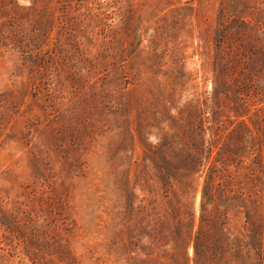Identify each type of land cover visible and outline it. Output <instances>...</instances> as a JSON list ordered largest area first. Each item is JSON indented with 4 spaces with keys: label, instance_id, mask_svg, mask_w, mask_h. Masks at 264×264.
Listing matches in <instances>:
<instances>
[{
    "label": "rangeland",
    "instance_id": "1",
    "mask_svg": "<svg viewBox=\"0 0 264 264\" xmlns=\"http://www.w3.org/2000/svg\"><path fill=\"white\" fill-rule=\"evenodd\" d=\"M241 81L262 94L243 92L236 112L214 87ZM206 102L226 133L257 123L264 0H0V264H140L129 205L147 198L170 222L162 185L136 187L139 166ZM198 176L187 200L197 222ZM231 218L239 254L226 246L223 264H264Z\"/></svg>",
    "mask_w": 264,
    "mask_h": 264
},
{
    "label": "trees",
    "instance_id": "2",
    "mask_svg": "<svg viewBox=\"0 0 264 264\" xmlns=\"http://www.w3.org/2000/svg\"><path fill=\"white\" fill-rule=\"evenodd\" d=\"M224 39V38H222ZM220 49L224 43L220 40ZM229 54V53H227ZM238 57L230 51L229 56ZM237 81V80H236ZM242 82V81H241ZM254 91V92H253ZM214 96L235 97L234 110L242 107V94L259 97L262 88L238 82L234 85L216 84ZM199 104V103H198ZM200 105V104H199ZM195 106L187 116L182 113L174 119L177 130L165 136L151 148L139 166L136 187L152 190V184H161L168 205V219L154 213L151 202L143 199L138 208L129 205V225L125 231L130 245L139 247L146 256L140 264H223L229 253L233 259L239 242L230 229L231 214L244 219L243 228L250 234L248 244H260V257L264 261V217L261 212L264 192V108L256 111L254 127L240 121L229 133L221 120V106L206 109ZM207 114H209L207 116ZM224 130V132H222ZM210 136L207 138V134ZM216 156L213 158V154ZM212 161V162H211ZM195 175L205 178L198 222L196 213L187 203L198 192ZM261 219L259 220V218ZM196 229V230H195ZM147 242L141 245V242ZM252 242V243H251ZM194 257L189 256L190 247ZM129 245H125L128 250ZM239 248V247H238ZM131 249V248H129ZM250 256V251H247ZM236 261V260H234Z\"/></svg>",
    "mask_w": 264,
    "mask_h": 264
}]
</instances>
